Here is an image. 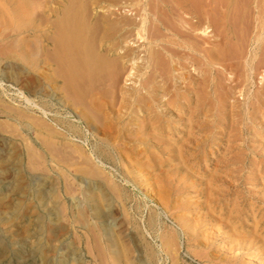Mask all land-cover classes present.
Listing matches in <instances>:
<instances>
[{"label": "rangeland", "instance_id": "obj_1", "mask_svg": "<svg viewBox=\"0 0 264 264\" xmlns=\"http://www.w3.org/2000/svg\"><path fill=\"white\" fill-rule=\"evenodd\" d=\"M7 1H0V25L3 23L0 27V69L14 62L27 74L40 77L39 60L34 54L38 47H33L32 42L24 47L19 42L23 40V35L18 30L20 36H17L18 33L13 35L15 27L12 29L10 15L7 14ZM215 2L217 13L215 11L214 14L217 17L211 16L214 27L210 29L209 37L217 34L219 42L213 46L203 36L194 37L198 31L188 37L190 45L193 44L201 56L189 51L186 64L182 67L184 69L175 71L174 75L162 73L163 77L156 78L155 83L165 82L164 89L167 91L161 94L164 97L159 104L148 99L145 91L133 92L139 98L135 103L131 104V98L126 97L128 103L125 101L122 104L126 91L132 92L142 83L139 75L133 78L134 83L128 81L126 75L123 76L122 80H118L117 87L107 80L105 94L99 91L96 97L101 98L103 104L106 99L104 109L110 110L109 117H103L105 111L100 114L96 109L83 107L90 116V128H86L83 122H72L74 118L67 115V111L54 102L50 103L47 113L52 114V119L64 120L61 129L67 132L56 131L50 146L44 142L47 133L44 128L33 122L31 125L34 127L26 131L10 121L6 114L10 109H30L31 105L34 109L29 112L36 120H41L42 114L35 104L43 107V100L26 91L25 97L24 93L21 95L7 86H4L7 91L0 89V158L10 159L11 150L16 148L27 180L32 176L48 180V184L43 186L41 182H31L32 186L25 195L28 205L19 210L16 198L20 195L13 185L8 184L9 180L12 183V168L0 175V196L3 195L7 203L11 202L7 207H0V245L10 250L5 262L22 264L23 261H19L15 254L22 250L32 264H41V259L30 248L38 240V217L42 216L45 222H49L50 215L51 219L58 221L55 234L46 236L56 247V251L50 253L51 260L60 258L67 264H105L112 261L107 245L99 242L94 231L89 209L83 206L91 221L88 227L81 217H74L77 212L75 202L83 200L82 193L85 192V185L79 181L82 178L101 183L104 192L112 199V206L109 210L107 208L110 217L106 221L111 224L121 252L120 264H139L138 253L133 250L135 244L141 247L143 256L145 247H152L161 258L160 264H264V0ZM189 19L196 22L191 16L188 22ZM198 42L201 45L194 46ZM176 50L174 47L175 58L179 55ZM160 61L168 67V61L164 58ZM9 73L7 71V76H10ZM177 75L182 79L178 84ZM100 93L105 96H99ZM27 97L31 98L32 104H24ZM148 106L152 107V111ZM72 110L80 113L74 106ZM69 123L77 126L72 135H69L72 131L65 130ZM37 191L43 194L40 200ZM95 195L104 208L100 194L96 192ZM93 223L99 224L96 221ZM97 228L100 230V227ZM166 239L173 242L168 252L161 246Z\"/></svg>", "mask_w": 264, "mask_h": 264}, {"label": "bare ground", "instance_id": "obj_2", "mask_svg": "<svg viewBox=\"0 0 264 264\" xmlns=\"http://www.w3.org/2000/svg\"><path fill=\"white\" fill-rule=\"evenodd\" d=\"M2 1H3L2 3H4V0H2ZM216 3L217 2H215V0H8L7 5L9 8H7L6 6L5 7L8 10L7 14L10 15L9 18H10V23H12L11 24L12 29H13V26L15 27L14 30H12L10 27V29L14 32L13 35L16 36V34L19 31V33H21L23 35V40H20L19 42H22L24 47L28 46L26 44L31 43V42H32L31 45H33V47H34V45H36L38 47V49L34 51V54L36 55V57H38V60H39L40 77H36V76L32 75V73H30L31 75L27 74L26 71H24L22 69L23 67L20 69L18 67V65H15L16 63L14 64V62H13V64H12L11 62H9V59H8V62L11 64L7 65L3 69H0V80H1L0 89L2 88L4 91H7L6 88L4 87V86H7V87H10V88L15 89L16 91L20 92L21 95H23V93H24L25 97H26V92L29 93L30 95L34 96V97L38 95L43 100V107L35 104L37 109L42 114L41 120H39L40 118H37V120H36L34 114L29 112V111H32L34 109V107H32L30 105L33 103V101H30L31 98L29 99L27 97V98H25L24 104L30 105V109H27L26 107H22L24 105H21V107H22L21 109H10V112L6 113L7 118L10 119V121L11 120L14 121L22 129L23 128H24V130L26 129V131L31 130L32 126H33L31 124L33 122H35L37 125H39L40 127L44 128L47 131V133L45 134V137H44L45 138L44 142L51 146V145H53V143H52L53 137L56 135V131H60L61 133H67L61 129L63 127V125L65 124V121L62 119H58V118L52 119L53 117L50 118V115H52V114L49 115L47 113L49 111V108H50L49 105L51 102H54L55 105H58L61 109H63L64 111H67L69 113L67 115L74 118L72 120V122H75V121L79 122L80 121L86 125V128H90L89 126L91 124V119H90V116L85 113L83 107H85L87 109L90 108V110L96 109V110H98V113H100V114H103V112L105 111V114H103L104 115L103 117L104 118L109 117L108 115L110 113V110L104 109L107 106V104L105 103L106 99L103 98V99H105V101L103 100V102H104V104H103L102 99L99 97L98 98L96 97V92L102 91V93H104L106 91L104 89V87L107 83V80H109L112 83V85L117 87L118 80H120L125 75H126V78L129 79L128 81H130V82H133V78L139 75L142 79V83L139 85L138 88L136 87V89H134L132 92L126 91V94H124V97H122V99L124 98V100L122 101V99L120 98L122 101V104H124L125 101L126 102L128 101L127 100V99H129L128 97L131 98L130 103L131 102L135 103L136 101L139 100V98L136 97L135 95H133V92L141 93L142 91H145L144 93H146V96L148 97V99L149 98L153 99L154 102L156 101V103L159 104L160 100H162V98L164 97L161 94H165L164 92H167V91L164 89L165 88L164 87L165 82L160 83V84L155 83V81H157L156 78L163 77L162 73H166V75H167V74H172L175 71L181 70V68L186 64L185 61L188 58L189 51L194 52V53H198L200 55V53H199L200 51L196 47H193L192 46L193 44L190 45L191 42L188 41V37H190L191 35L193 36L194 32L198 31L197 35L195 34L194 37L198 36L200 38L201 36H203V38H207L208 40H210L211 45H213V46L216 42H219L217 34H215L214 37L211 36L213 38V40L211 37H209L210 29L214 27L213 19L211 18V16H215L214 12L216 10H214V6L216 5ZM218 3H219V1H218ZM220 4H221V2H220ZM216 13H217V11H216ZM197 14H199V15L197 16ZM189 16H191L192 19H195L196 22H193V20H191V19H189V21L191 23L188 22ZM215 17H217V15ZM7 20H8V18H7ZM244 23L245 22H243V25H244ZM258 23H259V21H258ZM6 24H8V23H6ZM224 24H227V23H224ZM1 25H0V27H1ZM2 27H4V26H2ZM6 27H8V26H6ZM247 28H249V26ZM261 28L263 29V27H261ZM3 29H5V28H3ZM246 31H248V30H246ZM213 32H216V31H213ZM222 32H225V31H222ZM3 33H5V32H3ZM19 33L17 34V36L18 35L20 36ZM260 33H261V31H260ZM260 33L258 32V34H260ZM219 35H220V33H219ZM262 37H263V35H262ZM196 45H201V44H200V42H198L197 44H194V46H196ZM174 47L177 48L176 52L179 54L178 57H176V58L173 57V48ZM242 47H243V45H242ZM8 48H10V47H8ZM13 48H11V49H13ZM18 49H19V47H18ZM204 49H205V47H204ZM16 50H14V51H16ZM24 50H25V48H24ZM14 51H12V52H14ZM202 51H203V49H202ZM204 52H205V50H204ZM142 53H143V55H142ZM209 53L210 52H207V54H209ZM29 54L27 56H29ZM21 55H22V57H24L23 56L24 53ZM8 56H10V55H8ZM31 56H32V53H31ZM204 56H206V55H204ZM13 58H14V54H13ZM162 58H164L165 61H168V62H166L168 64V67L166 64L165 65L162 64V62L160 61ZM224 58H226V57H224ZM190 59H191V57H190ZM11 60H13V59H11ZM25 60H27V58ZM31 60H33V59H31ZM228 60H229V57H228ZM6 62H7V60H6ZM159 62L161 63V65L159 64ZM32 63H35V62H32ZM24 69H25V67H24ZM182 69H184V68H182ZM25 70H27V69H25ZM7 71H10V73H11V74L9 73L10 74V76L8 75L9 77L7 76ZM172 75H174V74H172ZM112 78H115V79L111 80ZM176 78H177V81H176L177 84L179 81H182V79L180 77H178V75L176 76ZM168 79H170V78L168 77ZM124 81H126V80H124ZM119 82H121V81H119ZM205 83H202V85H205ZM184 85H186V84H184ZM110 87H111V85H110ZM124 87H126V86L124 85ZM124 87H123V89H124ZM183 87L184 86H182L181 88H183ZM130 88H131V86H130ZM174 88H175V86H174ZM166 89H167V87H166ZM200 89H201V87H200ZM202 89H204V88H202ZM116 91H117V88H116ZM119 91H120V89H119ZM176 91H179V90H176ZM107 92H110V90ZM197 92H199V91H197ZM104 94H101L99 96H102ZM144 96L142 98L143 99L145 98V100H147V98ZM126 97H127V99H125ZM35 98H37V97H35ZM167 104L169 105V102H167ZM72 106H74L77 110H80V113L79 114L75 113L72 110ZM201 106L202 105H200V107ZM156 107H158V106H156ZM139 108H140V106H139ZM148 108H150V107L148 106ZM127 109L125 111H128ZM151 109H152V107L150 108V110ZM6 110H8V108ZM197 111L198 110L196 109V112ZM146 112L147 111H145V113ZM92 114H94V113H92ZM129 114H132V113H129ZM146 115H148V113ZM150 115H152V114H150ZM99 116L100 115H96V117H99ZM112 116H114V115H112ZM160 116H162V114ZM57 117H58V115H57ZM115 117H117V115ZM163 119H165V118H163ZM22 120H24V121L22 122ZM25 120H29L32 122L31 123L26 122ZM68 120H70V118ZM95 120H98V119H95ZM100 120H102V119H100ZM145 120H147V119H145ZM116 122H118V121H116ZM105 123H106V121H105ZM142 124H143V122H142ZM67 125H68V127L66 129L65 128L64 129L67 130L68 132L72 131L69 134V135H72L74 133L73 131H76L77 126L70 124V123ZM110 125H111V123H110ZM145 125H147V124H145ZM80 126H82V125H80ZM146 127H148V126H146ZM153 129H155V127ZM160 129H161V127H160ZM106 130H107V128H106ZM110 130H111V128H110ZM125 131H127V129ZM151 131H152V129H151ZM104 133H106V132H104ZM109 133H107L108 136H109ZM112 133H114V132H112ZM143 133L146 134V132H143ZM125 135L127 136V134H125ZM87 138H89V136H87ZM61 140H62V138H61ZM169 140H171V139H169ZM86 141H89V140L87 139ZM70 146H72V145H70ZM97 147H99V146H97ZM82 151H83V149H82ZM89 153H91V152H89ZM101 154H103V153H101ZM9 155H11V156H9L10 159L9 158H7V159L0 158V166H1L0 167V175H4L5 173H8V171L10 170V167L12 168L13 173H12V180L11 181L13 184L10 182V180L8 181V184L13 185L15 192L19 193L20 196L18 198H16L17 199V208L19 210H22V209L26 208L27 203H26V199H25L26 196L25 195L28 192V190H30L29 187L32 186L33 180H34L35 184H36V181H38L39 183L41 182L42 186L44 185V183L47 185L48 180L46 177H42V176H32L31 178H29L30 181H29V179L27 180V176L24 172L25 170L22 169V161L17 156V155H20V154H18L17 149L13 148ZM47 155H49V154H47ZM92 155H91V157H92ZM66 156H68V155H66ZM76 156H77V154H76ZM58 158H60V157H58ZM66 161H68V160H66ZM82 165H83V163H82ZM97 167H99V166H97ZM79 181L81 182V184L85 185V192L82 193L83 200L80 199V200L75 202L74 208L76 209L77 212H76V214H74V217H75V219H77V217H81L86 222V227H88L90 225L89 222H91V221L88 220L89 217L86 216V213L83 210L84 209L83 206H86L89 209V211L91 212V217L93 219V221L91 223L94 225L93 226L95 228L94 231H96V235L99 239V242L105 243L107 245L106 247H107L108 254H110L111 258H112L111 262L106 261L105 264H120L121 252L118 249V244L116 243L115 234H114V231L111 227V224L107 223V221H106L107 218L110 217V214H108L107 208L109 210V208L112 206V199H110V197H108V195L104 192V189H103V186L101 183H94L92 181L85 180L82 178L79 179ZM52 191L54 192V189ZM37 192H39V191H37ZM96 192H98L100 194L102 201L104 202V208L102 207L101 202L98 200L97 196L95 195ZM52 195H54V193ZM225 195H226V192H225ZM2 196H0V207H3V206L7 207L10 200L7 203L8 200L3 198L4 196L3 197ZM37 198L39 200L41 198H43V194H41V191L39 192ZM27 202L31 203L32 201H27ZM32 205H33V203H32ZM14 211H16V210H14ZM1 220H0V222H1ZM94 221L98 222L99 224L93 223ZM37 222L40 224L39 230H37L38 231V235H37L38 240H37V243L35 245H31V248H30V249L33 248V250H32L33 254H37V256L41 259V264H67L66 260H62L59 257H58L59 259L55 258V260L50 259V253L55 252L56 247L51 245L50 240L48 238H46V236L48 234L49 235H51V234L53 235V233L55 234L56 225H57L58 221L51 219V215H50L49 222H45V218H43L42 216L38 217ZM151 223L153 224L154 222L151 221ZM7 224H9V223H7ZM97 226L100 227V230H98ZM23 232H24V230H23ZM161 246H162L163 250L168 252V249L170 250L172 248L173 242H172V240L166 239V240L162 241ZM133 250H135V252L138 253L137 261L139 264H160V262H161V258L159 257V255L154 250H152V247H150V246L145 247V256L147 254V257L143 256L144 253L141 251V247L138 246L137 244L134 245ZM9 253H10L9 249L4 248V247H2V245H0V264H8L5 261L7 260ZM175 253H177V252H175ZM15 254H16L19 261H23V263L21 262L22 264H32V260H29V258L24 257L25 256L24 251L18 250ZM172 257H174V256H172Z\"/></svg>", "mask_w": 264, "mask_h": 264}]
</instances>
